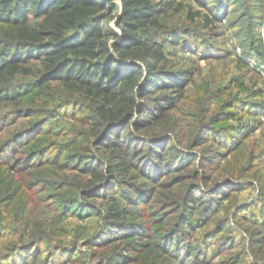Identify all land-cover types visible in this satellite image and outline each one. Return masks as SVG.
Wrapping results in <instances>:
<instances>
[{
    "label": "trees",
    "instance_id": "16d2710c",
    "mask_svg": "<svg viewBox=\"0 0 264 264\" xmlns=\"http://www.w3.org/2000/svg\"><path fill=\"white\" fill-rule=\"evenodd\" d=\"M255 1L234 7L231 0H200L206 13L190 8V24L170 25L167 13L181 5L175 0H0V131L22 116L38 117L0 142V167L10 178L0 183V204L18 195L45 202L52 194L39 196L34 188L49 182L66 192L55 201L64 214L85 218L100 211L94 199L110 201L100 211V230L87 242L95 247L93 257L109 252L104 261L83 260L77 248L57 246L39 231L29 238L15 234L17 240L0 251V264H213L205 247L217 230L201 242L192 233L248 183L230 177L207 187L209 170L238 147L231 133L243 127L218 124L238 108L258 119L264 101L234 97L211 112L210 102L225 91H208L204 114L189 122L194 129L184 145L169 119L181 111L192 73L170 60L167 45L208 58L217 22L240 11L255 31ZM66 107L81 113L77 119L87 127L71 130L57 153L45 157L46 135L36 132ZM256 125L247 124L248 130ZM208 140L216 150L195 151ZM48 242L46 255L35 256ZM58 253L65 259L55 260Z\"/></svg>",
    "mask_w": 264,
    "mask_h": 264
},
{
    "label": "rangeland",
    "instance_id": "374dc122",
    "mask_svg": "<svg viewBox=\"0 0 264 264\" xmlns=\"http://www.w3.org/2000/svg\"><path fill=\"white\" fill-rule=\"evenodd\" d=\"M208 1L211 4L213 0ZM231 1L235 7L240 0ZM255 2L258 3L256 5L258 8L254 10L257 16L255 31L249 28L244 13L240 11L236 12L237 16H240L236 27L229 25L230 19L237 18L235 13L231 14L227 21L217 22L215 25L220 31H218L219 35L211 41L214 49L208 58H201L198 54L184 51L182 48L178 51L171 43L167 45L170 60L177 67H185L192 73V81L184 97L179 100L181 111L175 112L173 118L169 119L184 145L187 144L186 138L194 129L189 122H194V115L204 114L203 109L208 100L205 95L208 91L210 93L218 92V90L225 91L210 102L211 112L221 109L225 101L234 97L251 103L264 101V0ZM175 4L181 5H175L174 9L167 13L165 22L170 25L190 24L186 20L190 8L194 11L201 10L202 13L207 12V9L200 4V0H175ZM191 40L196 41L197 38L191 37ZM250 43L252 46H249ZM216 55L221 57L218 58ZM236 110L238 111L234 116L221 121L218 126H243L239 131L231 133L236 136V141H239L238 147L229 155L219 159L220 163L215 169L209 170L211 181L208 182L207 187L211 189L216 182H226L224 180L230 177L237 181H248V183L235 195L224 199L222 203L224 206H221V210L209 224L192 233V237H198L201 242L203 234L217 230L214 233L215 239L209 243L210 247H205V252L212 258L213 264L264 262V111L260 112L257 119L240 108ZM79 116L82 115L77 110L66 107L36 132L46 135L49 150L45 157L57 153L64 142L70 138L66 134L71 130H83L87 127L78 121ZM33 120H38V117L22 116L12 124H7L0 131V142L6 140L12 132L24 129ZM247 124H257V128L248 130ZM48 131H51L50 135L46 134ZM232 138L229 137L228 140L234 142ZM165 144L166 149L170 148L169 143ZM206 148L216 150L217 146L208 140L196 147L195 151L203 153ZM195 167L200 168L199 163H195ZM200 169L204 170L202 167ZM6 175L7 173L0 167V183L9 181L10 178H6ZM123 177L124 175H121L119 178L124 180ZM73 180L78 183V180ZM51 186L49 182L41 183L34 188L39 196L52 194V197L45 202L37 201L38 199L33 196L31 199H21L18 195L13 202L0 204L3 210L0 215V222L3 224L0 227V251H5L13 241L17 240L18 235H15L17 233L29 238L30 235L33 236L42 231L57 246L77 248L78 251L75 254L81 256L83 260L97 263L104 261L109 252L99 253L93 257L95 247H91L87 242L90 236L100 230L102 222L100 211L109 208L110 201L103 198L94 199L100 211L93 212L85 218L70 214L69 211L64 214L61 205L55 201L63 195L66 197V192ZM120 187L118 185L117 188ZM10 193L11 191H8L4 194L7 196ZM222 220L223 223L220 224ZM2 227L16 228V232L10 233L8 229L2 230ZM47 244L51 245L49 242L42 244L40 247L42 252L36 248L34 255L44 257L48 250ZM65 256L66 254L58 253L54 258L64 260Z\"/></svg>",
    "mask_w": 264,
    "mask_h": 264
},
{
    "label": "water",
    "instance_id": "95a60500",
    "mask_svg": "<svg viewBox=\"0 0 264 264\" xmlns=\"http://www.w3.org/2000/svg\"><path fill=\"white\" fill-rule=\"evenodd\" d=\"M113 1L119 3L120 5L122 4V0H113Z\"/></svg>",
    "mask_w": 264,
    "mask_h": 264
}]
</instances>
